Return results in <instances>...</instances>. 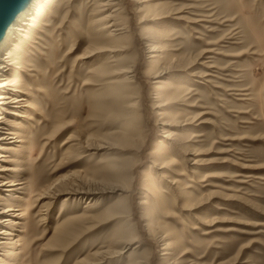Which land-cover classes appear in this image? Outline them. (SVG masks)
Masks as SVG:
<instances>
[{
	"label": "rangeland",
	"instance_id": "1",
	"mask_svg": "<svg viewBox=\"0 0 264 264\" xmlns=\"http://www.w3.org/2000/svg\"><path fill=\"white\" fill-rule=\"evenodd\" d=\"M117 2L116 38L95 0L14 31L37 109L0 105V180L27 182L0 264H264V0Z\"/></svg>",
	"mask_w": 264,
	"mask_h": 264
},
{
	"label": "bare ground",
	"instance_id": "2",
	"mask_svg": "<svg viewBox=\"0 0 264 264\" xmlns=\"http://www.w3.org/2000/svg\"><path fill=\"white\" fill-rule=\"evenodd\" d=\"M53 0H27L20 11L16 14V16L13 18V21L8 26L7 30L5 31L4 36L0 39V56L6 50L5 52V62L0 63V105H9V104H18L20 106L29 107L32 110L37 109L36 106H34V103L27 98L28 95L31 96L28 92H26L27 88V81L25 78V75L22 72L27 71H33L36 70L35 68L26 67L25 66V58L21 55L14 54V52H11L9 50L10 46L14 43V45L17 46L16 42H14L15 39V32L24 31L26 32L24 36V39H20L21 43L19 46H22L26 44V42L29 41V38L31 37V34L37 33L36 28H38L40 19L44 15L45 9L44 6H50ZM45 2V4H44ZM119 5V2L117 0H95V12L98 14H104L105 10L107 8H114L112 13L106 14L102 18L96 19L94 22L97 24L94 26L95 31L97 33H101V35L108 30V33L106 34V39L116 38L121 29L117 28L116 25V14L119 13L120 8H117ZM52 6V5H51ZM94 6V5H93ZM37 9V10H36ZM35 13V16H32V14ZM104 12V13H103ZM34 15V14H33ZM28 16V17H27ZM99 16V15H98ZM44 17V16H43ZM24 21V22H23ZM46 23V22H45ZM23 24V25H22ZM98 28V29H96ZM112 28V29H111ZM39 31V30H38ZM100 35V34H99ZM103 37V36H101ZM16 41V40H15ZM105 42H109L107 40H104ZM36 42V41H34ZM15 47V46H14ZM21 50V49H20ZM116 50V49H115ZM16 51V50H15ZM4 54V53H3ZM117 61L116 59H113L112 62ZM28 66H33L32 64H28ZM17 68V69H16ZM27 70V71H26ZM126 74L133 73L134 71L131 69H125L123 71ZM35 75L29 74V77L32 79V77ZM132 76H127L123 80V82L131 83L132 82ZM34 78L33 80H35ZM13 91V92H12ZM15 93V94H14ZM136 104H132L131 108H134ZM129 108V109H131ZM158 114H161V112H158ZM21 116L25 117L26 124L30 120H33V115L30 112H25L24 114H21ZM4 118L2 114H0V121ZM22 118V117H21ZM25 123H23V127H20L21 131V139L18 140L20 142L18 144L19 147H21L22 144L28 143V133L25 134ZM29 124V123H28ZM0 130L3 132L4 135H0V146L1 148L9 149L8 146L3 145L2 143L4 140H12L14 139V135H17L16 132L13 129H8L5 127L4 123H0ZM131 135L125 134L123 135V139L130 138ZM197 135H194V137ZM22 143V144H21ZM6 155L2 154L0 152V179L4 178V176L7 175L8 171L11 169L7 167V165L1 164L2 159H4ZM107 170V169H106ZM109 172V170H108ZM27 182L25 179H9L6 178L5 180H0V188L1 189H11L15 186H23ZM23 188V187H20ZM11 191V190H10ZM1 198V195H0ZM3 205V207H2ZM4 205L6 206V203L0 202V216L3 214H8L6 217L2 218L0 217V223H13L18 224V216H22L21 209L18 208L19 206L11 205L10 208L5 209ZM11 213V214H10ZM11 233L8 230V227L0 228V246L5 243L4 239L6 235H10ZM5 236V237H4Z\"/></svg>",
	"mask_w": 264,
	"mask_h": 264
},
{
	"label": "water",
	"instance_id": "3",
	"mask_svg": "<svg viewBox=\"0 0 264 264\" xmlns=\"http://www.w3.org/2000/svg\"><path fill=\"white\" fill-rule=\"evenodd\" d=\"M27 0H0V39Z\"/></svg>",
	"mask_w": 264,
	"mask_h": 264
}]
</instances>
